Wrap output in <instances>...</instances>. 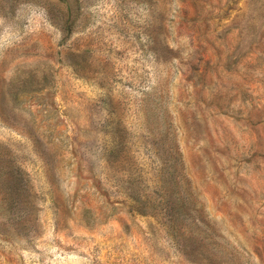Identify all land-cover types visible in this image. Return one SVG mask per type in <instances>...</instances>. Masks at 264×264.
<instances>
[{
	"label": "rangeland",
	"instance_id": "rangeland-1",
	"mask_svg": "<svg viewBox=\"0 0 264 264\" xmlns=\"http://www.w3.org/2000/svg\"><path fill=\"white\" fill-rule=\"evenodd\" d=\"M0 264H264V0H0Z\"/></svg>",
	"mask_w": 264,
	"mask_h": 264
}]
</instances>
